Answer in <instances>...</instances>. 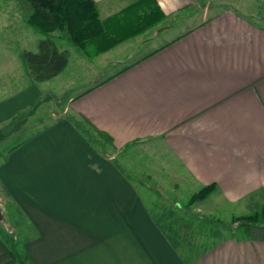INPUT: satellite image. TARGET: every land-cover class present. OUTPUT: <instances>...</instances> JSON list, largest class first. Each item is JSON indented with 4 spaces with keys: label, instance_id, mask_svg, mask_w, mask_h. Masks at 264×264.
Returning <instances> with one entry per match:
<instances>
[{
    "label": "crops",
    "instance_id": "1",
    "mask_svg": "<svg viewBox=\"0 0 264 264\" xmlns=\"http://www.w3.org/2000/svg\"><path fill=\"white\" fill-rule=\"evenodd\" d=\"M133 1L94 0L101 19ZM198 1L156 0L162 23L195 22L69 98L66 116L0 161V208L22 219L17 247L29 264H264V239L240 238L202 211L249 215L264 204V24L234 0ZM0 7L7 83L16 58L29 75L23 51L39 39L68 51L61 32L36 34L26 2ZM31 83L0 99V125L33 103ZM86 127L112 151L94 148ZM133 149L151 156L138 174L116 158ZM207 185L208 197L177 212ZM0 264H17L1 244Z\"/></svg>",
    "mask_w": 264,
    "mask_h": 264
},
{
    "label": "rangeland",
    "instance_id": "2",
    "mask_svg": "<svg viewBox=\"0 0 264 264\" xmlns=\"http://www.w3.org/2000/svg\"><path fill=\"white\" fill-rule=\"evenodd\" d=\"M14 1L26 2L25 0H0V2ZM213 1L214 0H203L202 2V0H200L198 3L200 7L205 8L206 4ZM233 4L236 5L235 7H238V10L242 13L256 19L258 18V20L264 24V0H234ZM1 12L2 10L0 9V13ZM194 19L195 18L181 16L172 21V24H169L168 22H161L153 28L146 30L142 34L132 37L117 45L114 49L108 52L105 51L106 53L102 52L103 54L100 53V55L97 54L93 57L85 56L77 47L72 45L67 40L58 41L59 46L68 48V64L56 77L47 80L46 82L37 84L38 93L33 103L18 111L10 121L6 123L4 122L0 125V133L2 134L0 136V161L4 158L7 152L11 150L12 146L21 142L26 136H28V134L38 131L61 116H66L65 111L66 108H68L67 103L69 98L77 95L86 86L118 70L123 64L134 60L143 53L151 50V48H154L165 40L175 36L179 31L184 30L193 24L195 22ZM33 29L36 34L39 33V31L37 32L35 28ZM32 33L35 34L34 32ZM27 39L32 38L28 37ZM15 60V74L12 76L9 75L10 80L8 83L6 82L7 75L0 74V99L19 91L23 87L28 88L36 86L31 83L32 81L29 78V75L25 72V69L18 64L17 58ZM86 130L94 140L100 141L98 135H96L91 128L86 127ZM106 148V150L112 151L109 147ZM116 158L118 162L123 163V166L138 174L139 171L137 169H142L145 166L144 164L149 163L151 156L142 149H133L121 152L118 157L116 156ZM155 185L157 186L156 183H154V186ZM157 188L159 195L169 197L173 194L168 190L167 186L162 187V185H160ZM183 202L179 203L180 208L179 210L177 209V212H181L182 210L187 211V208L191 206L190 205L188 207L186 204L187 202ZM209 203L210 202L207 204ZM172 204L174 203L172 202ZM210 205L214 206V203H210ZM210 205H208V207H211ZM202 211L206 214L211 213L207 215L214 220V224L225 228L227 232H234L240 238H248V236L251 235L254 240H257V230L252 232V230H245V227L239 226L238 228H232L229 226L228 223L232 221L233 216L241 215L229 216L227 213L229 211L227 207L216 208L215 213L217 215H212V211L207 208H203ZM0 213V239L10 246L12 242L11 236L15 237L13 241L21 237L19 231L22 228V219L20 217L18 220L16 217L10 218V216H8L10 211L6 207H1Z\"/></svg>",
    "mask_w": 264,
    "mask_h": 264
},
{
    "label": "trees",
    "instance_id": "3",
    "mask_svg": "<svg viewBox=\"0 0 264 264\" xmlns=\"http://www.w3.org/2000/svg\"><path fill=\"white\" fill-rule=\"evenodd\" d=\"M25 1L31 9L27 23L32 28L45 34L56 30L61 32L67 41L88 57L108 51L165 19L156 0H134L104 19L99 17L94 0ZM23 60L32 81L40 83L52 79L65 69L68 64V51L59 49L51 38H41L37 42L36 51H23ZM92 130L100 141L94 140L87 132L82 135L94 148L103 150L112 145V140L107 135L94 127ZM213 189L214 185L202 187L190 196L187 205L205 199ZM228 224L232 228L241 226L248 231L257 230V238L264 239V204L249 215L233 216ZM11 237L10 246L0 239L7 256L17 264H29L27 257L18 250L17 240L13 241L15 237Z\"/></svg>",
    "mask_w": 264,
    "mask_h": 264
},
{
    "label": "water",
    "instance_id": "4",
    "mask_svg": "<svg viewBox=\"0 0 264 264\" xmlns=\"http://www.w3.org/2000/svg\"><path fill=\"white\" fill-rule=\"evenodd\" d=\"M0 218H1V213H0Z\"/></svg>",
    "mask_w": 264,
    "mask_h": 264
}]
</instances>
